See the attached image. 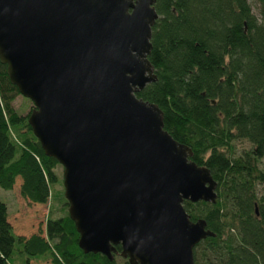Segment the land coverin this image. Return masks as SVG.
<instances>
[{
	"label": "water",
	"instance_id": "obj_1",
	"mask_svg": "<svg viewBox=\"0 0 264 264\" xmlns=\"http://www.w3.org/2000/svg\"><path fill=\"white\" fill-rule=\"evenodd\" d=\"M155 0H0V64L32 103L26 122L61 166L83 253L128 264H195L207 236L183 201L214 203L216 183L135 93L148 62Z\"/></svg>",
	"mask_w": 264,
	"mask_h": 264
},
{
	"label": "trees",
	"instance_id": "obj_2",
	"mask_svg": "<svg viewBox=\"0 0 264 264\" xmlns=\"http://www.w3.org/2000/svg\"><path fill=\"white\" fill-rule=\"evenodd\" d=\"M154 10L147 60L155 80L135 95L159 108L163 129L216 183L214 203H182L189 218L203 219L214 235L194 246V263L264 264V196L257 193L264 186L258 167L264 157V0H155ZM17 95L0 64V188L11 190L20 180V198L42 205L51 198L58 163L44 155L28 114L13 107ZM239 140L250 148L234 155ZM54 199L60 215L47 216L29 235L13 233L0 201V264H11L14 254L25 264L38 257L49 264H117L118 246L111 260L78 248L67 203L62 195Z\"/></svg>",
	"mask_w": 264,
	"mask_h": 264
},
{
	"label": "rangeland",
	"instance_id": "obj_3",
	"mask_svg": "<svg viewBox=\"0 0 264 264\" xmlns=\"http://www.w3.org/2000/svg\"><path fill=\"white\" fill-rule=\"evenodd\" d=\"M251 0H249L250 2ZM251 10L253 13H256L254 5H251ZM12 105L17 109L18 113L22 115L28 114L29 110L32 108V103L21 95H17L12 102ZM234 150L233 154H239L244 150H248L250 145L243 140L235 141L233 143ZM258 167L264 170V157L259 160ZM57 182L50 185V194L51 198L46 204L42 205H30L22 200L18 194L19 182H15L11 190H3L0 188V201L5 202L7 207L8 219L12 225L13 233L16 235H29L31 233L37 232L46 220L47 216H58L60 212L58 211V205L56 204L55 197L56 195H62L63 189L61 184V166L56 167ZM258 195L264 196V186H259L257 188ZM64 199V198H63ZM65 200V199H64ZM58 201V200H57ZM66 202V201H65ZM11 257L9 260L11 264H25L23 256ZM126 261V259H124ZM117 264H122V258H116ZM127 262V261H126ZM30 264H49L48 259L44 258H32L29 259Z\"/></svg>",
	"mask_w": 264,
	"mask_h": 264
}]
</instances>
